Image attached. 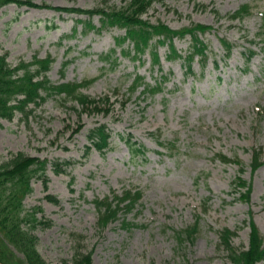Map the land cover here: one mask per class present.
I'll return each mask as SVG.
<instances>
[{
	"label": "rangeland",
	"instance_id": "1",
	"mask_svg": "<svg viewBox=\"0 0 264 264\" xmlns=\"http://www.w3.org/2000/svg\"><path fill=\"white\" fill-rule=\"evenodd\" d=\"M31 1L80 9L123 4L122 0ZM243 4L252 5L251 14L231 20ZM261 11L264 0L154 4L144 15L152 24L164 23L172 29L194 23L213 27L201 36L208 47L207 61L202 64L195 56L193 73L186 75L187 65L166 58L167 46L156 49L160 69L147 52L141 60L122 57L119 48L111 56L115 36L124 34L115 28L78 34L59 44L84 15L15 4L0 8V56L6 55L12 66L50 56L54 61L47 73L51 83L96 79L83 92L92 97L107 94L112 102L107 115L80 114L75 104L52 96L36 109L31 106L27 121L20 114L11 121L0 120V162L18 152L51 163L72 162L62 165L65 171L60 174L48 164L47 189L36 181L24 200L26 208L42 209L37 212L42 223L33 231L48 263L60 264L80 249L93 250L92 264H228L218 248V230H235L232 242L241 248L248 244L250 219L264 235V165L254 173L250 168L254 150L262 151L264 162V50L249 43L259 30ZM93 22L99 24L98 16ZM220 38L233 43L229 56L224 57ZM174 45L185 57L190 38L176 39ZM246 47L256 52L248 61L243 55ZM136 75L150 85L162 76L168 80L153 95L143 93L142 86L130 94ZM99 124L111 133L110 149L105 154L92 150L84 158L89 131ZM127 139L146 148L145 158H131ZM218 154L240 164L221 163ZM238 175L252 183L250 201L238 199L231 189ZM129 187L143 190L141 204L126 215L131 223L123 225L120 215L98 233L92 200ZM48 194L59 202L46 199ZM194 224L196 240L177 246L173 231Z\"/></svg>",
	"mask_w": 264,
	"mask_h": 264
},
{
	"label": "trees",
	"instance_id": "2",
	"mask_svg": "<svg viewBox=\"0 0 264 264\" xmlns=\"http://www.w3.org/2000/svg\"><path fill=\"white\" fill-rule=\"evenodd\" d=\"M123 4L119 7L100 6L93 9L80 8H62L51 7L48 5H37L31 0H0V8L8 4L17 6L50 8L60 12L75 13L86 15L87 19H76V23L71 35H64V39L76 36L77 25H81L82 35L90 30L100 32L101 30L117 27L125 29V35L115 38L116 46L121 49V54L129 56L131 59H141L145 52H149L153 64L159 66V56L156 52L157 46L167 45L169 59H180L174 47L173 39H183L190 36V53L183 59L184 65H187L186 73L192 72L191 62L194 56L198 55L202 64L207 61V45L200 38L211 27L202 24H192L190 27H183L178 30L171 29L163 23L152 24L143 19L154 3L162 0H122ZM105 2H108L106 0ZM251 13V5L244 4L235 11L229 18L241 19ZM99 15V27H96L92 18ZM261 26L255 36L262 41L261 50H264V11L261 13ZM62 38V39H63ZM154 41V43H153ZM220 42L229 56L232 50V43L225 38ZM251 44H258L255 39L249 40ZM126 44V47L124 46ZM132 45V47H131ZM114 53L115 51L112 50ZM133 52V55H132ZM256 52L248 47L245 49L244 56L250 59ZM132 55V56H131ZM53 59L49 56L43 59L34 58L25 63L20 62L12 66L6 55L0 56V119L12 120L16 113H20L23 120L31 116L35 107L41 106L47 98L51 96H60L64 102L71 101L76 103L82 112L107 115L112 106L110 96L107 94L92 97L82 92L93 80H84L80 83L66 82L53 84L48 79L46 73L49 71ZM216 67V62H215ZM167 79L162 77L161 81L150 85L143 81V77L136 76L132 82L130 90H135L138 86L144 85L143 92L154 94L163 89L162 82ZM79 131L76 129L74 133ZM111 133L105 124H100L89 131L88 138L90 146L85 147L83 157L88 156L91 149L104 154L109 149ZM161 144V142H160ZM127 145L131 152V158L142 156L145 158L146 149L144 146L127 140ZM219 160L229 163L230 159L225 156H218ZM70 162H53L51 165L57 174L63 173L62 165H70ZM48 161L37 157L28 156L23 153L13 154L7 160L0 163V264H49L40 255L37 245L38 238L33 233L38 223H42L37 217L40 207L28 209L23 201L33 192L32 182L41 181L47 188L48 177L46 174ZM263 162L260 158V152L254 151L251 161V170L255 172ZM232 188L240 192L239 199L250 200L252 191L251 183H247L242 178H236L232 183ZM245 189L244 192L242 190ZM143 197V191L136 187L124 189L123 192L113 194L112 197L94 199L92 204L97 213L96 229L101 233L110 223L118 220L119 213L123 215L131 212ZM46 199L58 203L52 195H46ZM205 206V203H204ZM123 225H129L131 222L122 219ZM249 239L246 248L236 247L232 240L237 236V232L229 228H223L218 233V248L225 253L228 264H258L264 260V236L260 233L256 224L250 220ZM197 224L183 229L174 230L173 238L177 246L189 241L193 243L196 240ZM77 234H72L75 237ZM92 250L82 252L80 249L74 251L70 260H62L60 264H91ZM170 264V263H166Z\"/></svg>",
	"mask_w": 264,
	"mask_h": 264
}]
</instances>
